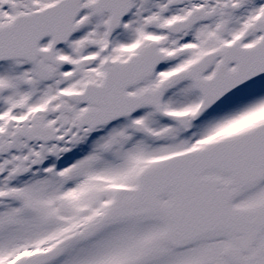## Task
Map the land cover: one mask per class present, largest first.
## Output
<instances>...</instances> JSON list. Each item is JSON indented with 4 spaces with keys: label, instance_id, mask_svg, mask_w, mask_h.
Instances as JSON below:
<instances>
[{
    "label": "snow or ice",
    "instance_id": "1",
    "mask_svg": "<svg viewBox=\"0 0 264 264\" xmlns=\"http://www.w3.org/2000/svg\"><path fill=\"white\" fill-rule=\"evenodd\" d=\"M0 264H264V0H0Z\"/></svg>",
    "mask_w": 264,
    "mask_h": 264
}]
</instances>
